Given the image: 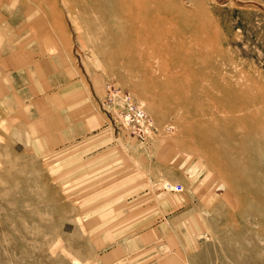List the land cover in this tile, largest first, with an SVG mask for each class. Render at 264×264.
Returning a JSON list of instances; mask_svg holds the SVG:
<instances>
[{
    "label": "rangeland",
    "instance_id": "rangeland-1",
    "mask_svg": "<svg viewBox=\"0 0 264 264\" xmlns=\"http://www.w3.org/2000/svg\"><path fill=\"white\" fill-rule=\"evenodd\" d=\"M0 72V264H135L101 255L147 176L186 264H264V0H0Z\"/></svg>",
    "mask_w": 264,
    "mask_h": 264
},
{
    "label": "crops",
    "instance_id": "crops-1",
    "mask_svg": "<svg viewBox=\"0 0 264 264\" xmlns=\"http://www.w3.org/2000/svg\"><path fill=\"white\" fill-rule=\"evenodd\" d=\"M32 56H25V65ZM115 194L120 198L109 209V222L117 229V242L102 253L103 259L118 262L133 257L135 264H186L197 258V243L186 232L195 225L191 224V209L182 195L153 187L148 176L131 188L117 189Z\"/></svg>",
    "mask_w": 264,
    "mask_h": 264
},
{
    "label": "built area",
    "instance_id": "built-area-1",
    "mask_svg": "<svg viewBox=\"0 0 264 264\" xmlns=\"http://www.w3.org/2000/svg\"><path fill=\"white\" fill-rule=\"evenodd\" d=\"M123 101V114H122V125L128 127H138L137 131L142 129L141 125L146 121L145 113L129 98V96L121 97ZM182 188L176 186L173 191L181 192Z\"/></svg>",
    "mask_w": 264,
    "mask_h": 264
},
{
    "label": "bare ground",
    "instance_id": "bare-ground-1",
    "mask_svg": "<svg viewBox=\"0 0 264 264\" xmlns=\"http://www.w3.org/2000/svg\"><path fill=\"white\" fill-rule=\"evenodd\" d=\"M138 106V105H137ZM139 107V106H138ZM140 108V107H139ZM141 109V108H140ZM142 110V109H141ZM143 111V110H142ZM148 121V120H147Z\"/></svg>",
    "mask_w": 264,
    "mask_h": 264
}]
</instances>
